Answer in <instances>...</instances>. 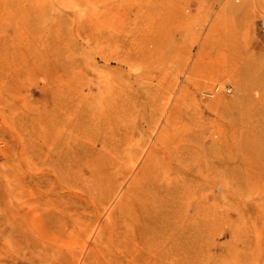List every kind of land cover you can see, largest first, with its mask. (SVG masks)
<instances>
[{
	"label": "rangeland",
	"instance_id": "374dc122",
	"mask_svg": "<svg viewBox=\"0 0 264 264\" xmlns=\"http://www.w3.org/2000/svg\"><path fill=\"white\" fill-rule=\"evenodd\" d=\"M0 264H264V0H0Z\"/></svg>",
	"mask_w": 264,
	"mask_h": 264
}]
</instances>
